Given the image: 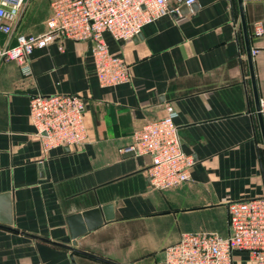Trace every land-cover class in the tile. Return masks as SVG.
<instances>
[{"label": "crops", "instance_id": "obj_1", "mask_svg": "<svg viewBox=\"0 0 264 264\" xmlns=\"http://www.w3.org/2000/svg\"><path fill=\"white\" fill-rule=\"evenodd\" d=\"M242 6L251 63L239 0H197L131 39L105 32L111 51L131 66L127 83L100 85L93 41L35 49L28 77L15 61L0 65V264H163L165 248L184 232L230 233L227 203L264 195L257 109L264 39L255 33L257 22L264 26V0ZM50 14L51 0H27L16 32L45 31ZM56 93L84 99L88 137L45 151L30 120V96ZM169 103L183 149L196 162L187 181L155 189L151 156L124 149ZM91 209H100L102 223L73 238L69 217ZM233 264L253 263L236 251Z\"/></svg>", "mask_w": 264, "mask_h": 264}, {"label": "built area", "instance_id": "obj_2", "mask_svg": "<svg viewBox=\"0 0 264 264\" xmlns=\"http://www.w3.org/2000/svg\"><path fill=\"white\" fill-rule=\"evenodd\" d=\"M51 0L47 28L38 34L17 33L16 28L27 0H0V31L8 39L0 40V65L15 61L25 77L33 74L31 55L37 48L52 43L64 49L65 39L93 41L92 60L103 87L131 81V66L111 51L105 32L116 40H128L142 28L167 13H179L182 3L197 0ZM255 33L264 39V26L255 24ZM15 38V43L10 39ZM260 49L253 50L254 53ZM30 120L45 151L57 146H72L88 137L85 101L74 93L30 96ZM264 113V98L260 102ZM177 111L172 103L166 114L149 120L133 132V142L124 150L136 155L148 154L149 185L167 189L190 178L196 162L182 146ZM230 233L187 231L165 248L163 264H233L236 251H246L253 264H264V195L227 203Z\"/></svg>", "mask_w": 264, "mask_h": 264}, {"label": "water", "instance_id": "obj_3", "mask_svg": "<svg viewBox=\"0 0 264 264\" xmlns=\"http://www.w3.org/2000/svg\"><path fill=\"white\" fill-rule=\"evenodd\" d=\"M239 3H240V11H241V16H242V24H243V29H244V34H245L246 44H247V49H248V56H249V61L251 63L252 62V54H251V47H250V43H249V37H248L247 23H246L244 11H243V6H242V0H239ZM250 67H251L252 81H253L254 87L256 89L254 70H253L252 65ZM257 109L259 111L258 116H259V120H260V124H261V128H262V133L264 136V115L260 111V105H257ZM132 154H134V152H132ZM109 207H110V205L103 207L104 211H106ZM100 214H101L100 209H91V210H87L81 214L78 213V214L71 215L69 217V219H70V223L72 226V237L77 238L78 236H80L81 234L86 232L88 228L90 229V228H92V226H96L97 224L102 223L103 219H102ZM95 216L96 217L98 216V218H97V220L94 219V221L92 222V219ZM110 216L111 215L106 212V218H110ZM83 218L86 220L88 227H85L83 225V220H82Z\"/></svg>", "mask_w": 264, "mask_h": 264}]
</instances>
